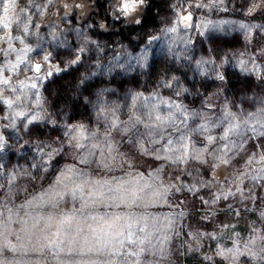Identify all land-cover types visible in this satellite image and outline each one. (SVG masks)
I'll list each match as a JSON object with an SVG mask.
<instances>
[{"label": "rangeland", "instance_id": "obj_1", "mask_svg": "<svg viewBox=\"0 0 264 264\" xmlns=\"http://www.w3.org/2000/svg\"><path fill=\"white\" fill-rule=\"evenodd\" d=\"M198 3H207V0H145V4L132 15L117 18L118 0H54L46 14L33 15L34 22L40 27L38 36L29 37L28 42L40 55H30L39 61L43 54L51 53V65L63 71L42 81L38 89L43 119L27 128L19 121L16 127L5 128L9 122L0 120V134L8 141L5 151L0 153L5 174L27 170L36 176L42 166L41 160L48 158L45 153H52L63 146L66 139L63 134L69 125L92 127L100 123L103 128V121L97 120V113L101 108H115L117 105H120L117 114L124 119L131 97L136 93L145 96L159 93L195 111L208 112L207 105L212 104L215 106L211 110L213 119L221 114L225 104L233 112L255 111L259 104L253 101L264 99V80L252 71H243L238 62L253 59L264 66V56L261 55L264 31L253 29L249 35L239 26L241 23L264 25V11L248 15L250 0H225L226 11L197 7ZM65 4L70 6V11L64 7ZM77 4L82 7H75ZM26 5L27 0H17V11ZM153 7L157 11L154 19L145 28L140 27L146 11ZM29 10L33 11L30 6ZM177 13H190L192 16L193 27L184 29L181 26L179 33L187 43L178 40L177 34L163 31L175 22ZM93 20L97 22L95 25ZM129 25L138 28L126 36L121 29ZM93 26L102 33L94 32ZM145 30L147 34L142 37ZM52 34L57 35L56 40L52 39ZM153 37L158 39L153 40ZM80 47L85 51L79 63L70 65L69 61L75 58ZM140 56L146 57L142 64L136 61ZM201 61L210 63L198 66ZM217 74H222L224 80H218ZM26 75L31 73H25L18 79H25ZM165 81L173 87H164ZM64 84L72 85L77 96L66 106L64 102L55 100ZM177 89L181 90L180 96L175 95ZM260 143L264 141L250 140L245 145L247 151L233 161L236 168H242L247 155L256 151V145ZM63 161L61 154L54 158L53 164L59 167ZM231 171V166L225 167L219 172V179L224 180L225 173ZM203 177L206 181L211 180L212 171L203 169ZM27 179L20 176L16 183L25 184ZM181 179L186 183L193 182L187 175ZM41 183L46 188L51 181L45 176ZM35 187L33 182L29 192ZM245 187L246 193L250 189L254 194V200L241 201L239 197H230L211 207L200 199L210 200L211 189L201 188L197 194L176 193L174 203L180 205L179 210H184V215L179 218V235L173 233L172 247L176 251L172 259L175 264H228V261L214 255L218 246L231 248L232 241L238 240L243 247L253 228L264 230V218L260 215L264 212V187L253 186L248 181ZM0 195H3L2 190ZM236 211L240 213L238 216ZM225 225L229 227L224 228ZM197 233H213L217 238H201L199 250H196L197 241L193 237ZM228 236L232 239H227ZM209 254L213 255L212 262L204 259ZM239 264L257 262L241 256Z\"/></svg>", "mask_w": 264, "mask_h": 264}, {"label": "clouds", "instance_id": "obj_2", "mask_svg": "<svg viewBox=\"0 0 264 264\" xmlns=\"http://www.w3.org/2000/svg\"><path fill=\"white\" fill-rule=\"evenodd\" d=\"M218 8L227 10L225 0ZM116 108L118 113L120 105ZM141 111L137 107L138 115ZM124 115L126 118L122 120L127 122L132 110L127 107ZM101 119L103 128L100 123L92 127L79 124L85 126L86 138L73 139L77 125H69L63 134L66 137L63 146L54 149L51 158L45 153L48 158L41 160L36 176L27 170L17 173V179L28 178L25 184H17L16 180L11 190L0 184L3 191L0 195V264H113V258L108 255L111 243L104 248V233L110 224L112 231L127 230L130 222L134 231L137 222L145 228L144 232H137L146 249L143 264H175L173 233L179 235V218L184 210H179L180 205L174 203L176 193L183 191L178 192L173 186H178L185 175L191 177L193 183L206 181L203 169L207 168L212 171V179L207 180L203 188L211 189L214 195L224 180H231L241 169L232 162V171L226 172L221 180L218 174L225 166L217 165L215 150L207 157L198 155L193 163L177 164L175 157L165 158L166 154L160 149L165 141L176 139L175 129L156 133L140 126L122 132L110 127L111 116L98 112L97 120ZM197 140L203 143L200 138ZM61 154L64 161L57 167L53 160ZM45 176L51 181L46 188L41 183ZM33 182L36 187L29 192ZM231 187L235 188V183ZM45 192L48 195H43ZM68 215L73 217L70 225L57 223ZM57 231L63 241L62 250L54 235ZM50 241H56L58 254L54 255L53 249L48 247ZM199 247L197 245L196 250ZM89 248L91 254H80L81 251L87 253Z\"/></svg>", "mask_w": 264, "mask_h": 264}, {"label": "snow or ice", "instance_id": "obj_3", "mask_svg": "<svg viewBox=\"0 0 264 264\" xmlns=\"http://www.w3.org/2000/svg\"><path fill=\"white\" fill-rule=\"evenodd\" d=\"M222 3L223 0H207V3H198L196 6L218 8ZM53 4L54 0H27V5L17 11V0H0V120L9 122L4 125L5 128L16 127L17 121L27 128L43 119L41 95L38 89L42 86V81L51 78L54 73L63 71L60 67L51 65V53L43 54L37 61L36 57L30 54L40 55V53H37L36 47L28 42L29 37L38 36L40 27L34 22L33 15L46 14L49 6ZM144 4L145 0H118V7L115 9L116 16L117 18L128 17ZM29 6L33 11L29 10ZM64 7L68 8V5L65 4ZM75 7L80 8L82 5L77 4ZM258 10L264 11V0H250L248 13L252 14ZM191 21L190 13L186 15L177 13L175 22L163 31L175 33L178 40L187 43V40L179 33L181 26L184 29L193 27ZM136 23L139 24L140 21L137 20ZM239 27L249 35L253 29L264 31V25L241 24ZM52 39L56 40L57 35L52 34ZM155 39L158 37H153V40ZM84 51L85 48L80 47L75 58L70 60L69 64L79 63ZM261 55L264 56V49L261 50ZM145 59L146 57L140 56L136 58V61L138 64H142ZM200 63H210V61H201L198 66ZM238 63L243 71H252L264 80V66L255 63L253 59L247 61L241 59ZM249 64H251V68H249ZM25 73H31V75H26L25 79L22 80L18 79ZM216 78L221 81L224 80L222 74H217ZM163 86L166 88L173 87L167 81L164 82ZM183 91H187V89ZM175 95L180 96L181 90L177 89ZM253 103L259 104L255 111L241 110L240 112L231 111L225 104L218 118L213 119L211 110L215 106L212 104L207 105L208 112L195 111L190 110L180 102L166 99L159 93H153L151 96L136 93L132 95L131 104L127 106L132 110V115L127 122L123 121L117 114L116 107L101 108L99 113L106 117L111 116L110 127L122 132H128L129 129L135 130L140 126L149 132L156 133L164 129H175L177 132L176 139L165 141L164 146L160 149L162 153L166 154V159L175 157L174 163H193L198 155L207 157L210 151L215 150L217 165L222 163L223 166L230 167L233 157L247 151L245 145L250 140L264 141V99L254 100ZM137 107L142 110L139 115L136 112ZM75 130L76 136L73 139L86 138L87 130L84 125H77ZM197 138H200L203 143L198 142ZM7 144L8 141L5 136L0 134V153L5 151ZM256 148V151L247 155L244 167L234 173L231 180H225L221 189L212 195L210 200L200 197L204 205L211 207L221 200L227 201L230 197H239L241 201L255 199L250 189L246 193L245 182H251L253 186L264 187V143L257 144ZM51 154L49 153V158H51ZM4 169L5 165L0 163V184L11 190L17 180V172L14 170L6 175ZM205 183L206 181L202 180L184 183L181 179L180 184L173 187L178 192L186 191L197 194ZM233 183L236 185L234 189L231 187ZM43 195H48V193L45 192ZM73 195H75V191ZM239 214V211L235 212V215L238 216ZM261 217L264 218V212H261ZM207 218L206 216L205 219ZM72 220L73 217L68 215L61 217L57 223L61 226L70 225ZM112 227L110 224L108 231L104 233L106 238L104 248H108L109 243H111V248H108V255L113 258V264H143L142 257L146 249L143 247V241L139 240L137 232H144L145 228L139 226L138 222L136 223V231L133 230L131 222L128 224L127 230L112 231ZM228 227V225L224 226V228ZM54 235L59 241L60 250H62L63 241L60 240L59 231L55 232ZM234 235L238 236L235 233ZM204 237L208 239L217 238L213 233H197L193 239L199 245L198 241ZM167 239L165 237V241ZM232 243L231 248L218 246L214 255L223 258L225 261H231L232 264H238L241 256H247L250 260L256 261L257 264H264V230L253 228L252 235L243 243V247L238 240H233ZM258 244L259 251H257ZM48 247L53 249L54 255L58 254L56 241H50ZM71 254L69 251L68 255ZM80 254H91V248L87 253L81 251ZM204 259L209 262L213 261V257L207 255Z\"/></svg>", "mask_w": 264, "mask_h": 264}, {"label": "trees", "instance_id": "obj_4", "mask_svg": "<svg viewBox=\"0 0 264 264\" xmlns=\"http://www.w3.org/2000/svg\"><path fill=\"white\" fill-rule=\"evenodd\" d=\"M156 13H157V11H156V9L154 7L153 8H148V10L146 11L143 19L141 20V25H139V26L142 27V28H145V26L147 25L148 22H152V20L154 19ZM95 21L96 20H93V24L94 25L97 23ZM137 28H138V26H136V25H129L125 29H123V30L121 29V32H122V34H126V36H129ZM93 31L94 32H98V33L99 32L102 33V30L94 29V26H93ZM146 34H147V32L145 30L143 32L142 37H144ZM103 35L106 36L107 34H103ZM61 87H62V89L60 90L59 93L57 92L58 96L56 97L55 100H58V101H60L62 103L64 102V106H66V105H68V103L69 104L71 103V101L74 99V97H77V96H75L76 93H75V90L72 88V85L64 84ZM83 111L85 112L84 109H83Z\"/></svg>", "mask_w": 264, "mask_h": 264}]
</instances>
